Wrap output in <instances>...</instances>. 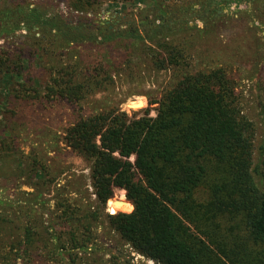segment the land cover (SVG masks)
I'll return each mask as SVG.
<instances>
[{"label": "trees", "instance_id": "16d2710c", "mask_svg": "<svg viewBox=\"0 0 264 264\" xmlns=\"http://www.w3.org/2000/svg\"><path fill=\"white\" fill-rule=\"evenodd\" d=\"M1 1L0 85L7 96L0 98V175L18 171L20 160L1 151L9 149L6 131L16 125L21 99L65 105L62 142L89 163L97 202L119 189L133 207L105 215L132 250L155 264H264V145L253 165L254 125L222 68L185 69L191 35L184 37V23L168 21L176 14L153 0L155 17L139 14L142 33L131 26L113 32L83 14L66 16L57 3ZM60 2L78 13L98 5ZM148 61L155 71L172 70L170 85L152 101L155 116L128 119L108 103L89 106L91 96L110 92L116 79ZM30 67L39 75L26 76ZM31 170L38 180L45 176L42 167ZM28 216L0 198V264L23 261L50 238L43 222L38 229Z\"/></svg>", "mask_w": 264, "mask_h": 264}, {"label": "rangeland", "instance_id": "374dc122", "mask_svg": "<svg viewBox=\"0 0 264 264\" xmlns=\"http://www.w3.org/2000/svg\"><path fill=\"white\" fill-rule=\"evenodd\" d=\"M10 1L31 6L57 3V10L66 16L83 14L113 32L131 26L142 33L139 14L147 11L155 17L158 12L153 0H97L98 5L86 13L73 11L60 0ZM203 2L211 6L202 7ZM156 5L168 16L176 14L168 18L172 26L184 23V37L190 32L191 37L184 40L188 63L185 69L222 68L231 80L242 114L254 125L255 165L258 148L264 145V0H222L217 4L211 0H156ZM186 23L203 31L187 30ZM26 73L32 78L39 75V70L30 67ZM171 73L170 68L155 71L149 61L139 63L131 73L115 80L113 90L91 96L89 106L98 108L108 103L128 119L153 117L156 105L152 101L170 85ZM6 96V88L0 85V98L4 100ZM68 110L65 105L48 104L39 98L21 99L16 125L6 131L9 149L1 152L20 162L16 174L0 175V198L27 209V221L36 219L38 229L43 222L51 235L44 246L33 250L23 261L10 264H155L132 250L109 227L105 215L110 214V209L107 202L100 205L94 196L89 163L62 142L67 115L61 120V112ZM2 111L0 105V129L4 122ZM130 159L133 161V157ZM34 162L31 168L39 166L45 171L40 180L39 172L27 166ZM109 200L122 201L115 204L118 208L114 213H130L133 209L123 190L114 189Z\"/></svg>", "mask_w": 264, "mask_h": 264}, {"label": "bare ground", "instance_id": "6f19581e", "mask_svg": "<svg viewBox=\"0 0 264 264\" xmlns=\"http://www.w3.org/2000/svg\"><path fill=\"white\" fill-rule=\"evenodd\" d=\"M107 207L109 209H112L113 212H115L117 210V206L113 203V200H108L107 201Z\"/></svg>", "mask_w": 264, "mask_h": 264}, {"label": "water", "instance_id": "95a60500", "mask_svg": "<svg viewBox=\"0 0 264 264\" xmlns=\"http://www.w3.org/2000/svg\"><path fill=\"white\" fill-rule=\"evenodd\" d=\"M113 203H114V204H121L122 201H120V200H115V201H113ZM110 214H111V215L115 214V213L112 211V209H110Z\"/></svg>", "mask_w": 264, "mask_h": 264}, {"label": "crops", "instance_id": "0c3cea01", "mask_svg": "<svg viewBox=\"0 0 264 264\" xmlns=\"http://www.w3.org/2000/svg\"><path fill=\"white\" fill-rule=\"evenodd\" d=\"M113 19V18H112Z\"/></svg>", "mask_w": 264, "mask_h": 264}]
</instances>
